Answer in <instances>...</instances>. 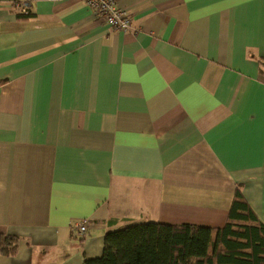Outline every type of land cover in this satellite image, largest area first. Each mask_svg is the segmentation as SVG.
<instances>
[{"label":"crops","instance_id":"obj_1","mask_svg":"<svg viewBox=\"0 0 264 264\" xmlns=\"http://www.w3.org/2000/svg\"><path fill=\"white\" fill-rule=\"evenodd\" d=\"M114 1L129 31L0 0V264H83L128 220L222 227L237 188L264 224V0Z\"/></svg>","mask_w":264,"mask_h":264},{"label":"trees","instance_id":"obj_2","mask_svg":"<svg viewBox=\"0 0 264 264\" xmlns=\"http://www.w3.org/2000/svg\"><path fill=\"white\" fill-rule=\"evenodd\" d=\"M18 243L0 234V255H15ZM83 264H264V224L237 188L222 227L128 220L107 230L101 255Z\"/></svg>","mask_w":264,"mask_h":264},{"label":"built area","instance_id":"obj_3","mask_svg":"<svg viewBox=\"0 0 264 264\" xmlns=\"http://www.w3.org/2000/svg\"><path fill=\"white\" fill-rule=\"evenodd\" d=\"M29 1V0H25ZM93 9L104 23L116 31H129L131 28V17L127 10L116 5L114 0H80ZM21 14H29L30 10L23 3H15ZM87 220H81L75 224V229L81 235L87 230Z\"/></svg>","mask_w":264,"mask_h":264}]
</instances>
